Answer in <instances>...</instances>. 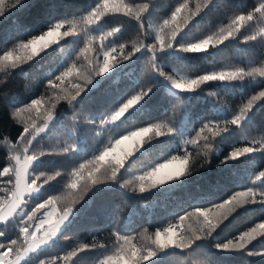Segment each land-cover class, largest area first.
<instances>
[{
	"label": "trees",
	"instance_id": "16d2710c",
	"mask_svg": "<svg viewBox=\"0 0 264 264\" xmlns=\"http://www.w3.org/2000/svg\"><path fill=\"white\" fill-rule=\"evenodd\" d=\"M16 156L19 264H264V0H0V206Z\"/></svg>",
	"mask_w": 264,
	"mask_h": 264
},
{
	"label": "rangeland",
	"instance_id": "374dc122",
	"mask_svg": "<svg viewBox=\"0 0 264 264\" xmlns=\"http://www.w3.org/2000/svg\"><path fill=\"white\" fill-rule=\"evenodd\" d=\"M48 32L45 36L36 40L37 43H47L52 36ZM137 139L135 134L122 136L117 139L116 145L126 148L130 144V140ZM136 151H140L139 144L136 146ZM13 189L4 204L0 206V222L5 220L19 206L22 197L25 194L34 193L37 188L25 179L26 169L32 163L30 156L13 157ZM183 165V160L168 159L159 162L151 170V178L162 181V179L178 174ZM70 212L65 211L58 213L54 206L49 207L42 216L37 219L34 224L28 229L25 245L17 253L9 255L7 250H0V264H19L29 253L34 252L38 248L46 244L55 234H57Z\"/></svg>",
	"mask_w": 264,
	"mask_h": 264
}]
</instances>
